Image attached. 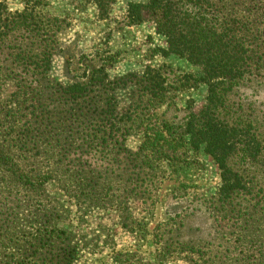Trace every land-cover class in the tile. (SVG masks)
<instances>
[{"label": "trees", "instance_id": "1", "mask_svg": "<svg viewBox=\"0 0 264 264\" xmlns=\"http://www.w3.org/2000/svg\"><path fill=\"white\" fill-rule=\"evenodd\" d=\"M10 1L22 6L12 9ZM51 1L0 0L1 187L15 188L19 205L33 206L31 215L44 212L21 219L23 227L51 238L69 234L65 224L83 227L101 195L118 199L121 189L106 185L115 173L129 172V165L133 188L121 191L122 203L126 207L134 199L146 210L151 200L157 208L154 161L159 155L172 165L183 163L176 153L180 144L209 155L221 183L209 199L217 239L204 246L178 240L170 246L175 260L185 254L186 264H264V0L129 2L119 23L131 27L152 19L168 44L152 52L175 55L198 72L178 74L163 70V64L139 76L111 77L106 58L99 57L91 70L82 55L76 68L83 72L59 83L49 75L69 15H50ZM68 61L67 68L73 67L74 56ZM191 82L207 85L204 104L198 111L188 105L177 120L182 110L176 92ZM157 108L163 111L154 115ZM170 111L172 120L166 117ZM132 136L141 141L135 150L127 146ZM118 144L124 150L114 156L109 147ZM44 153L50 160L41 159ZM92 155L94 168L85 164ZM15 158L22 162L15 164ZM58 240L46 250L34 244V250H23L17 243L19 255L11 262L75 264L83 247L70 243L57 249ZM162 253L146 264L164 263Z\"/></svg>", "mask_w": 264, "mask_h": 264}, {"label": "rangeland", "instance_id": "2", "mask_svg": "<svg viewBox=\"0 0 264 264\" xmlns=\"http://www.w3.org/2000/svg\"><path fill=\"white\" fill-rule=\"evenodd\" d=\"M142 1L147 0H52L50 15L69 16L66 17L67 28L59 36L62 50L52 61L49 79L53 83L65 82L73 77L76 71H78L77 75L82 73L83 70L76 68L77 61L82 55H86L82 63L88 64L91 70L98 66L97 62L101 63L106 58L105 64L108 65L107 71L111 77L125 74L139 76L147 71L148 66L153 69L163 64V70H172L178 74L198 72L186 60L175 55L164 58L160 51L152 52L156 47L157 49L168 47L166 37L158 32L152 19L131 27L119 23L129 2ZM104 2L106 5L110 4L109 7L101 8V3ZM9 3L12 9L22 6L18 2ZM70 55L74 56L75 63L73 67L67 68ZM99 57H102V60ZM68 71L73 72L68 73ZM140 79L141 77H137L134 81ZM126 90L128 92L133 89ZM206 92L205 83L193 84V82L188 84L187 88L182 87L176 92L175 103L182 110L178 113L177 120L185 116L184 109L188 108V105L198 111L204 104ZM260 98L264 100V92ZM125 100L127 99L124 98ZM1 103L3 102L0 94V108ZM162 111L163 109L157 108L152 113L155 115ZM174 115L170 111L166 117L172 120ZM140 143L137 136H132L127 146L135 150ZM95 145L84 146V149H88L89 152ZM109 148L114 156L124 150L120 144ZM176 151L177 157L183 163L172 165L159 155L154 161L157 172V208L151 206V200H148L146 206L149 208L146 210H143L134 199V202L128 203L126 207L122 203L124 195L121 191L126 187L133 188L130 184L131 179L128 178L132 168V165H129L127 166L129 172L121 170L115 173L113 180H109L106 185L108 187L110 183H114L115 189H121L116 194L118 199L111 200L108 197L106 199V194L101 195L100 204L89 209V223L81 228L69 227L65 224L64 229L68 230L69 234L57 238L41 237L36 231L32 233L34 228H24L21 219H35L44 212L35 209L36 216L31 215L33 206L26 208L19 205L15 188L14 196V192L10 190L4 191L0 182V264H14L11 261L14 256L19 255L17 249L20 245L23 250H34L32 244L38 247L47 245L44 248L46 250L51 248L48 247V243H53L55 239H59L56 243L57 249L70 243L73 246L80 243V247L83 248L75 264H146L147 261L156 263L154 257L162 256V252H166L165 262L159 264H186L185 254H182L183 259L175 260L177 254L171 252L170 246L174 249L178 240L185 245L194 242L204 246L211 239H217L214 237L209 199L220 187L221 178L217 164L209 155L189 150L180 144L176 147ZM41 159L48 161L50 157L44 153ZM92 159L93 155L85 164L87 166L91 164V168H94L96 165L91 162ZM21 162L19 158H15V164ZM104 163L105 161L98 162V164ZM71 211L70 217L75 226L77 220L75 208L72 207ZM63 215L67 216L66 213ZM33 225L35 228L38 227L37 222ZM20 228L27 234H19ZM36 239L50 240L48 243L40 244ZM66 239L72 240L69 242Z\"/></svg>", "mask_w": 264, "mask_h": 264}]
</instances>
